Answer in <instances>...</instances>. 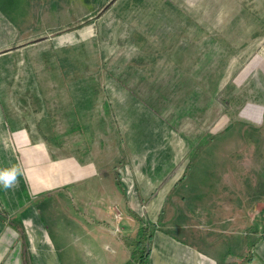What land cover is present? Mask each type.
I'll list each match as a JSON object with an SVG mask.
<instances>
[{
	"label": "rangeland",
	"instance_id": "1",
	"mask_svg": "<svg viewBox=\"0 0 264 264\" xmlns=\"http://www.w3.org/2000/svg\"><path fill=\"white\" fill-rule=\"evenodd\" d=\"M0 11V49L3 63L12 66L8 79L14 95L0 98L12 137L6 144L13 146L17 137L19 143L40 145L39 151H21L36 160V179L49 166L51 176L62 166L78 185L112 175L133 193L134 176L176 184L188 163L173 193L171 207L183 215L172 235L186 237L183 227L192 223L186 221L187 209L193 208L186 204L188 187L202 192L197 182L204 176L225 174L232 183L223 184V178L205 187L207 208L202 203L197 222L215 228L214 218L234 219L237 211L244 225L254 221V228L237 232L242 243L247 229L249 237H259L264 228V0H0ZM26 76L37 97H26ZM2 90L5 95L7 89ZM1 153L3 168L15 165L6 150ZM22 157L15 159L25 171ZM70 187L65 196L70 206L79 207L76 188ZM210 194L211 201L220 199L215 205ZM33 202L38 210L49 204L48 198ZM221 212L225 215L219 217ZM42 222L58 244L51 225ZM72 234L89 241L82 228ZM79 247L80 264H106L111 256L98 242ZM214 248L215 254L224 250L222 244Z\"/></svg>",
	"mask_w": 264,
	"mask_h": 264
},
{
	"label": "crops",
	"instance_id": "2",
	"mask_svg": "<svg viewBox=\"0 0 264 264\" xmlns=\"http://www.w3.org/2000/svg\"><path fill=\"white\" fill-rule=\"evenodd\" d=\"M54 5V3L49 4V7ZM1 51L2 49H0V98H13L8 79L12 66L3 63L4 53ZM260 65L257 63L256 67ZM18 66L19 63L15 64L13 69H18L16 68ZM262 70L264 75V66ZM33 83L34 81L26 76V88L29 87L26 97L34 98L38 96ZM2 86L7 89L5 95H3ZM254 113L256 112L254 111ZM6 125L0 112V169L6 166L1 153L4 150L11 156L10 160H13L11 163H15L19 169L20 164L15 158H17V155L23 156L26 168L25 171L20 169L21 175L18 177L16 187L6 191L0 187V264H80L83 262L77 260L81 255L79 246L86 248L91 241L98 242L100 250L105 248L110 253L111 256L108 257L106 264L111 262L112 264H125L129 259L130 251L126 247L127 241L125 240L135 239L141 224L144 225L146 222L156 220L160 211L162 215L156 230L151 235L149 256L145 264H244L242 248L246 243H242V238L237 232L246 228H254L253 220L244 225L242 219L238 218V215L242 213L235 210L238 214L234 213V219L222 217L218 221L214 218L217 223H214V221L212 225L215 228L209 229L205 227L206 224L200 221L197 222L195 218V216H200L202 212L200 210L202 203L207 208V202L203 200L205 187L209 183L217 180L221 181L223 178H226L223 180V184L232 183L227 179L230 178L229 175L213 174L210 177L204 176L202 180L197 182L203 186L202 192H199L200 188L191 191V188L188 187L186 204L189 207L193 206V208L190 213V208L187 209L186 221L187 224L192 223H189L187 227L186 225L183 227L188 229L186 237H177L172 235L170 231L175 226L181 228L178 224L180 220L178 216L182 212L177 213V209L174 210L171 205L172 199L175 197L173 195L174 190L181 181L176 180V184H173L168 183L167 180L164 181L163 178L159 181L153 178L146 181L140 176H134L133 193H128L125 186L120 185V183V187L116 185L115 177L112 175L98 176L90 182H83L78 185V180L74 179L65 168L62 170V166L56 167L57 173L55 176H51L52 167L50 166L46 169V173L45 171H42V173L37 171V173H40L37 175V177L39 176L37 180L34 174L35 169H32L36 167V160L32 158V161H29V158H27L29 154H23L21 151H39L40 145L19 143V138L16 137L14 145L7 146L6 142L10 140L11 131L5 128ZM12 151L17 153L11 155ZM27 171L31 172L34 180H30L32 178L26 175L28 174ZM23 176H26V180ZM29 182L33 183V188ZM70 185L76 188V201L79 207L70 206V198L65 196L71 193ZM152 189H155L156 192L155 194L152 193L153 196L150 197L149 193ZM35 197L38 200L41 199L42 202L45 198H48L49 204L43 203L39 211L34 206L33 200ZM212 197L215 196L210 194V203L215 205V202L220 199L211 201ZM234 198L238 200L241 196H235ZM59 199L63 200L64 207L58 205ZM145 202H147L146 208L143 209L141 205ZM138 207L141 209L136 211ZM219 208L222 209L220 206ZM193 209H197L199 212L195 215ZM130 212L134 214V217L130 215ZM85 213H88V215L86 216ZM222 215L224 216L225 213L218 214L219 217ZM207 217L205 220L209 222L212 215ZM43 219H46L54 229L51 230L55 232L54 237L58 238V244L50 238L42 222ZM195 220L198 224V231L194 226ZM77 228L84 230L89 243H83L82 239L79 242L77 236L72 234ZM227 234L229 235L225 236ZM70 237L72 242L67 239ZM250 238L253 239L254 237L250 236ZM184 240L187 242H184ZM217 244L224 246V250L219 252L220 254H215L213 251ZM254 253L260 260L258 264H264V241L256 245L255 248L253 247L252 259L249 264H254ZM95 256L93 254V260Z\"/></svg>",
	"mask_w": 264,
	"mask_h": 264
},
{
	"label": "trees",
	"instance_id": "3",
	"mask_svg": "<svg viewBox=\"0 0 264 264\" xmlns=\"http://www.w3.org/2000/svg\"><path fill=\"white\" fill-rule=\"evenodd\" d=\"M85 102L89 100L90 98H83ZM201 140H203V137H200ZM202 142V141H201ZM198 144H192L189 145V150H195L196 148H199L200 143ZM188 170V163L185 165L182 174L180 178L178 179V182L182 181L185 177V174ZM116 185L120 187L118 178H115ZM153 196V194H152ZM130 215L134 217V214L130 212ZM161 215V211L159 212V216ZM159 216H158V222L152 223V222H146L144 225L141 224L140 228L138 229V235L135 239L131 240H125L126 247L130 250L129 251V259L125 264H145L146 260L149 256V243L151 239L152 233L156 230L158 223H159ZM250 233V230H246V244H245V253L246 256L243 258L244 264H249L252 259V249L255 247L256 243L259 241H262L264 239V228L261 229L260 235L256 239H251L248 234ZM255 257V256H254Z\"/></svg>",
	"mask_w": 264,
	"mask_h": 264
},
{
	"label": "clouds",
	"instance_id": "4",
	"mask_svg": "<svg viewBox=\"0 0 264 264\" xmlns=\"http://www.w3.org/2000/svg\"><path fill=\"white\" fill-rule=\"evenodd\" d=\"M21 170L15 165L0 169V187L8 190L16 186Z\"/></svg>",
	"mask_w": 264,
	"mask_h": 264
}]
</instances>
